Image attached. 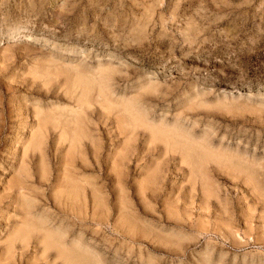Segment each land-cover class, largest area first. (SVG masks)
Wrapping results in <instances>:
<instances>
[{
	"label": "rangeland",
	"instance_id": "rangeland-1",
	"mask_svg": "<svg viewBox=\"0 0 264 264\" xmlns=\"http://www.w3.org/2000/svg\"><path fill=\"white\" fill-rule=\"evenodd\" d=\"M0 264H264V0H0Z\"/></svg>",
	"mask_w": 264,
	"mask_h": 264
},
{
	"label": "bare ground",
	"instance_id": "bare-ground-1",
	"mask_svg": "<svg viewBox=\"0 0 264 264\" xmlns=\"http://www.w3.org/2000/svg\"><path fill=\"white\" fill-rule=\"evenodd\" d=\"M32 35H34L33 33H32ZM25 37H26V39L25 40H30V39H32L31 38V35H25ZM33 40V39H32ZM101 92V91H100ZM239 92V91H238ZM241 92V91H240ZM244 94V93H243ZM238 95V94H237ZM242 95V94H241ZM85 104V103H84ZM126 107V106H125ZM53 118V117H52ZM68 127H70V126H68ZM67 131V130H66ZM75 131V130H74ZM71 134H74V133H71ZM41 136V135H40ZM73 147H75L77 144H78V139L77 138H75V136L73 135ZM71 158V157H70ZM67 160V159H66ZM69 160V159H68ZM67 160V161H68ZM70 161V160H69ZM69 165V164H68ZM64 169H65V167H64ZM75 174H77L76 172H75ZM19 182V181H18ZM67 184V198L65 199V201L66 202H68V201H72L73 203H74V201H76L77 199H80L79 197H80V188L79 187H77V185L75 184V183H73V182H71V181H68V182H66ZM21 186V185H20ZM15 188V187H14ZM13 190V189H12ZM11 193V192H10ZM9 193V194H10ZM92 200H93V203H96V207H98V202H97V200H96V197H92ZM72 202H70L71 204H72V208H73V206H75V204H73ZM70 204V205H71ZM25 209V208H24ZM80 214V213H79ZM79 220H80V218H79ZM47 234V233H46ZM53 238V237H52ZM55 238V237H54ZM56 242V241H55ZM62 246V245H61ZM65 251V250H64ZM61 255H64V254H62V252H61Z\"/></svg>",
	"mask_w": 264,
	"mask_h": 264
}]
</instances>
